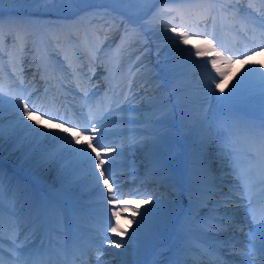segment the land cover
Returning <instances> with one entry per match:
<instances>
[{
	"label": "bare ground",
	"instance_id": "6f19581e",
	"mask_svg": "<svg viewBox=\"0 0 264 264\" xmlns=\"http://www.w3.org/2000/svg\"><path fill=\"white\" fill-rule=\"evenodd\" d=\"M9 1L0 0V7L4 4L10 6ZM190 1L182 4H186L191 9L193 14H190L192 17L188 21L192 24L190 26L195 28V23L201 21L202 13L206 10L203 6L214 2L195 0L189 3ZM224 1L226 0H221L219 4L221 7H217L220 11L224 10ZM197 3L202 6L199 10L195 7ZM165 4V0L147 2L144 14L150 20L143 24L145 30L143 40L147 46L141 57L137 55L139 60L136 64L139 65L134 67L132 74L134 78L140 72L152 71L156 75L159 88L139 80L136 84L143 90L133 89L136 93L133 98L134 101L146 102L145 105L148 107L138 112L128 111L127 115L145 116L152 120L160 119L145 124V132L140 136L143 143L137 150L138 155L143 154L144 160L149 158L157 160L150 154L151 149H159L166 154L174 145L177 146L179 156L174 158L175 162L172 166L175 167L178 177L177 189L181 198L177 204L161 206V209H143V212H139L138 209H128L126 215L118 216L120 220L113 229V234L116 235H111L110 238L116 244L122 245L121 249L126 254L132 253V249L140 255L150 253L165 240L164 238L172 235L174 218L182 213L184 201H192L195 194L203 191L205 185H201L202 183L213 184L216 187L220 185L221 180L217 178L216 173L225 165V160L222 154L215 150V137L209 132L202 119L204 106L220 102L226 103L228 109L246 107V111L251 112L252 115L247 118V113L240 111L242 116L255 120V123H260L256 115L264 116V54L249 63L235 67L226 75L223 58L202 56L198 52L203 50L204 45L184 43L183 34L168 32L167 28L174 23L173 18L154 15L159 5L164 7ZM53 7L54 5L51 4L45 11L52 12ZM178 12L181 16H186L185 11ZM20 18H15V22ZM98 25L107 28L106 30H117L115 24L109 21L100 20ZM33 27L34 25L29 23L28 28L32 30ZM164 29L166 31L162 32L161 30ZM122 30L119 38L121 44H128L131 38H134L133 41L139 38V36L133 37L131 32L124 31L127 30L125 28ZM3 31L8 32L5 29ZM115 34L118 35L119 32ZM188 44L190 48H184ZM140 58L143 60L145 58L146 61L140 63L142 61ZM156 62H159L164 73L154 66ZM124 75L123 73L122 76ZM220 78V84H217L216 80ZM165 91L168 92L166 97L162 93ZM230 102H235V106H230ZM4 107L5 104L0 102V155L7 157L6 160L22 165L30 176L41 179L44 183L46 180L63 175V179L59 182L64 184L66 190H70L71 183L74 182L72 191L76 190L75 194L80 195V191H85V194L91 193V197L97 196L93 200L100 199L98 192L104 185L97 180L96 172H88L89 162L81 157L77 159L76 151L70 153L63 151L66 146L65 138L70 135L59 128L48 127L31 118H25L18 109L12 112L4 110ZM221 114L226 118H233L236 112L223 110ZM128 123L127 120L122 121L127 128H129ZM158 132H169L171 137L162 138L160 135L157 136ZM136 135L133 132L134 138ZM163 158L166 159V156ZM185 158H189L190 163H187ZM158 161L164 166L163 160ZM156 173H162L159 166H156ZM149 212L155 216H149ZM125 243H130L132 248H128ZM112 259L114 260L113 254ZM115 260L116 264H121L117 258Z\"/></svg>",
	"mask_w": 264,
	"mask_h": 264
},
{
	"label": "rangeland",
	"instance_id": "374dc122",
	"mask_svg": "<svg viewBox=\"0 0 264 264\" xmlns=\"http://www.w3.org/2000/svg\"><path fill=\"white\" fill-rule=\"evenodd\" d=\"M148 1L149 0H10L8 3L10 6L4 4L0 7V14L6 10H22L26 12L33 9L47 10L48 6L53 4L54 7L51 12L53 15H66L70 17L84 6L100 4L114 6V8L119 10L118 12H120L122 16L128 17L130 20H140V22L143 23ZM139 5L141 8H139ZM1 158H3V156ZM6 158L7 157L3 159L6 161Z\"/></svg>",
	"mask_w": 264,
	"mask_h": 264
}]
</instances>
